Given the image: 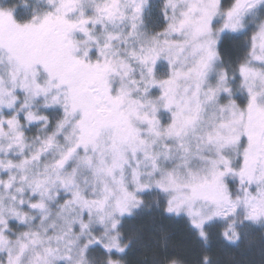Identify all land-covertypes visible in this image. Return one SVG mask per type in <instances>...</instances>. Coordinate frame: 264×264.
<instances>
[{
  "label": "snow or ice",
  "instance_id": "obj_1",
  "mask_svg": "<svg viewBox=\"0 0 264 264\" xmlns=\"http://www.w3.org/2000/svg\"><path fill=\"white\" fill-rule=\"evenodd\" d=\"M253 6L235 0L225 11L224 38ZM218 7L217 0H164L162 30L149 42L117 47L120 25L136 35L145 0H0V149L4 141L9 150L22 148L26 124L53 129L36 152L18 163L0 160V168L24 170L21 181L34 195L27 204L21 197L16 211L22 217L25 208L39 210L45 233L46 198L59 184L58 219L67 226L51 237L24 232L13 247L0 216L7 264H21L29 248L75 231L88 235L86 249L107 256V264H134L137 248L152 251L150 264H179L174 234L157 218L183 226L201 250L195 264H219L208 251L214 242L258 241L264 250V73L253 67L264 63V30L249 38L250 59L236 66L243 99L221 105L217 119L204 125V103L216 98L215 89L204 101L199 85L181 89L194 74L203 81L215 58V41L202 37ZM189 45L199 52L197 62L176 67ZM191 137L199 141L195 151ZM53 149L58 158L29 174ZM74 158L77 167L63 172ZM15 180L9 175L4 184ZM145 216L151 224L138 223ZM41 259L37 252L36 264Z\"/></svg>",
  "mask_w": 264,
  "mask_h": 264
},
{
  "label": "clouds",
  "instance_id": "obj_2",
  "mask_svg": "<svg viewBox=\"0 0 264 264\" xmlns=\"http://www.w3.org/2000/svg\"><path fill=\"white\" fill-rule=\"evenodd\" d=\"M253 7L245 8L238 17L234 19L236 24L235 30H230L227 36L230 38L231 48L234 55L222 54L221 42L224 40L223 24L225 21V11L229 9L235 0H217L219 5L217 14L208 23V32L202 37L203 40L215 41V58L208 69L206 77L203 81H199L196 74L188 80L181 81V89L185 86L191 91L198 85L200 87L201 100L204 101L208 94V89L216 90V98L212 101L204 103V125L217 119L220 115L221 105H229L235 100L243 99L244 93L241 91L240 80L237 79L238 73L236 66L241 60L250 59L248 48L246 47L249 38L256 32L264 30V0H251ZM164 0H145L146 11L141 20L137 21L138 28L136 35L129 37L130 31L128 24L120 25L119 31L122 33L121 39L116 41L117 47H123V41L127 40L128 47L135 46L138 43L149 42L150 38L158 31L162 30L164 21L160 15ZM184 34H174L171 39L183 41ZM199 52H194L191 45L185 47L182 53L178 54L176 67L188 69L192 67L198 60ZM165 67L161 69V75L166 74V61L161 62ZM256 71L264 73V63L253 62ZM49 123H53L49 121ZM54 128V123H53ZM53 129L45 128L44 125H25V139L22 148L13 147L8 149L7 141L3 142V148L0 149V160L7 163L9 159L18 163L25 156L36 152L40 148V142L46 138ZM193 150L195 151L199 143L196 137H191ZM201 151L206 155H214V149L207 145H200ZM235 158V152H232ZM58 158L57 150H50L46 155H42L41 159L33 164L29 174L37 170L43 171L45 165H51L52 161ZM79 161L74 158L68 163L63 172H71L72 168L77 167ZM175 164V161L169 162ZM38 165V168H37ZM63 172L61 174H63ZM25 174L21 168H0V216L7 221V231L5 235L9 238L11 246L15 247L17 239H23L24 232L41 231L42 235L48 237L55 233L67 230V226L63 225L59 219V197L63 195V189L56 184L51 187L49 192L50 199L46 198V204L49 209V220L45 222L47 232L41 229V215L39 210L25 208L23 216L16 210L20 209L19 200L22 197L25 204L33 198V193L28 189L27 184L21 181V177ZM9 175L16 177L15 182L10 188L6 187L4 182L8 180ZM23 188L24 191H19ZM13 196L16 199H13ZM39 198V197H37ZM52 221H56V227L52 226ZM88 235L79 231L71 232L63 241L46 240L43 245L36 248H29L22 257L21 264H36L35 255L40 253V264H107V256L92 252L86 249L88 244ZM51 246L52 251L45 252L46 247ZM179 264H185L184 260L179 256L176 257ZM0 264H7V251H0ZM123 264V262H122ZM139 264H144L140 261Z\"/></svg>",
  "mask_w": 264,
  "mask_h": 264
},
{
  "label": "trees",
  "instance_id": "obj_3",
  "mask_svg": "<svg viewBox=\"0 0 264 264\" xmlns=\"http://www.w3.org/2000/svg\"><path fill=\"white\" fill-rule=\"evenodd\" d=\"M220 47L222 54L234 55L229 37L224 38ZM151 222L152 220L148 216L138 221V223L145 225L151 224ZM157 223L162 224L173 232V243L175 244L173 251L175 254L185 260L187 264H195V260L198 258L201 250L189 240L183 226L159 218H157ZM208 251L214 260L219 261V264H264V250H262L258 241L252 246H248L245 241H241L239 247H226L214 242ZM152 254V251L149 249L137 248L132 253L131 259L134 264L136 261L143 260H147L148 264H150Z\"/></svg>",
  "mask_w": 264,
  "mask_h": 264
}]
</instances>
